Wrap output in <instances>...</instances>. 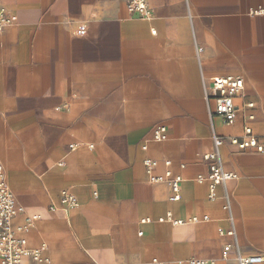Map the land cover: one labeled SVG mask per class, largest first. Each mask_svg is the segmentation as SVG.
Listing matches in <instances>:
<instances>
[{
	"label": "crops",
	"instance_id": "crops-1",
	"mask_svg": "<svg viewBox=\"0 0 264 264\" xmlns=\"http://www.w3.org/2000/svg\"><path fill=\"white\" fill-rule=\"evenodd\" d=\"M2 1L0 167L24 208L15 224L34 221L30 249L50 264L234 263L226 245L232 258L264 255V156L229 143L249 115L264 137V0H151V20L129 0ZM229 75L245 80L232 125L206 99ZM215 136L238 175L230 212L223 187L211 201L196 181ZM168 172L182 178L176 202L168 180L153 181ZM65 190L79 207L62 205Z\"/></svg>",
	"mask_w": 264,
	"mask_h": 264
},
{
	"label": "built area",
	"instance_id": "built-area-1",
	"mask_svg": "<svg viewBox=\"0 0 264 264\" xmlns=\"http://www.w3.org/2000/svg\"><path fill=\"white\" fill-rule=\"evenodd\" d=\"M151 0H129L128 9L131 13L139 15L142 19L151 20L153 12L150 7ZM263 13V11H260ZM12 25L10 15L0 0V33L6 31ZM245 89V80L240 75H229L215 79L211 85L212 94H206L208 101L213 100L215 103L214 110L211 111L212 116L219 117L224 120L227 125H232L238 118L239 107L237 99L242 98ZM247 109H253L254 104L249 103L244 106ZM247 124L244 127L243 138H231L229 143L235 146L240 152H249L264 156V137H260L254 133L250 122L255 120L253 115L247 118ZM165 129H159L155 134L158 141L166 140L164 135ZM215 151L203 156V160L210 164V174L208 176H198L196 181L200 184L209 183V199L216 201L218 199L217 188H224L223 199L225 200L224 209L231 211V200L226 190L228 182L237 180L238 175L227 172L220 163L219 150L225 144L223 138L214 137ZM171 164L170 162L168 163ZM157 162L146 160L145 166L147 172L152 174ZM168 180L173 191V201L180 200L181 177H173L168 172L166 178H155L153 181L159 183ZM61 203L64 207H79V202L69 190H65L61 194ZM24 208L21 207L9 186L3 168L0 167V264H26L23 257H27L33 264H50V259L43 255L44 249H30L28 247V234L33 228L31 219L26 220L23 226H17L15 221L17 217L23 214ZM232 238H236V231L233 229L228 233ZM232 247L226 245L224 247L223 260L233 262L230 264H264V255H243L239 248L235 257H231ZM188 264H216V261H205L192 259Z\"/></svg>",
	"mask_w": 264,
	"mask_h": 264
}]
</instances>
